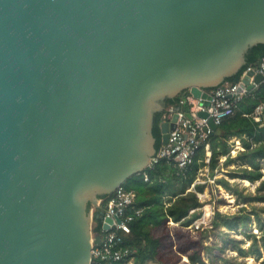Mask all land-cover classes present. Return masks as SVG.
Listing matches in <instances>:
<instances>
[{
  "label": "water",
  "instance_id": "water-1",
  "mask_svg": "<svg viewBox=\"0 0 264 264\" xmlns=\"http://www.w3.org/2000/svg\"><path fill=\"white\" fill-rule=\"evenodd\" d=\"M258 45L264 0H0V264H90L87 207L149 167L156 115Z\"/></svg>",
  "mask_w": 264,
  "mask_h": 264
},
{
  "label": "trees",
  "instance_id": "trees-1",
  "mask_svg": "<svg viewBox=\"0 0 264 264\" xmlns=\"http://www.w3.org/2000/svg\"><path fill=\"white\" fill-rule=\"evenodd\" d=\"M262 58L264 45L254 46L246 56V65L235 76L226 80V83H237L243 71L248 67L258 68ZM184 94L187 92L168 100L165 108L177 105ZM259 106H264V82L238 102L233 114L218 125L220 133L209 136L206 143L196 150L193 162L184 172H180L172 161L161 160L122 184L126 191L135 194L134 206L141 209L142 213L129 224L130 233L121 235L125 247L133 253L117 264H175L174 258L179 259L178 254L186 255V264H205L200 255L201 250L212 261L219 259L228 248L235 250L240 257L252 255L261 259V249L264 250V218L260 214H264V207L251 206L264 204V120L263 117L260 121L253 118V113ZM163 114L164 112L156 115L152 130L156 150L161 146L159 124ZM234 141L239 142L240 148L236 149ZM206 145L209 157L206 155ZM233 152L235 155H232ZM230 166L234 168L229 169ZM227 167L228 171L224 176L230 180L257 184L253 194L245 193V188H240L236 183L231 184L223 177L215 181L224 190L235 195L242 204L251 206V211H246L245 207L234 215L215 211L209 224L210 229L204 230L201 236L206 238L207 233H214L222 227L228 231H236L238 228L247 231L254 218L261 232V247L258 246L259 239L255 234L246 235L251 240L247 248H242L241 241L229 237L227 232L217 235L221 239L220 246L213 243L210 247H202L197 239L188 235L186 228L201 217L203 206L197 198V193H202L205 187V184H196L199 173L202 169H207L208 177L212 180L217 170ZM90 209L89 204L87 210ZM101 215V209L94 210L95 232L99 231ZM169 222L176 224L178 228H168ZM224 261L231 263V260ZM261 264H264V257Z\"/></svg>",
  "mask_w": 264,
  "mask_h": 264
},
{
  "label": "built area",
  "instance_id": "built-area-1",
  "mask_svg": "<svg viewBox=\"0 0 264 264\" xmlns=\"http://www.w3.org/2000/svg\"><path fill=\"white\" fill-rule=\"evenodd\" d=\"M252 70L254 75H261L264 82V58L261 59L258 68L248 67L241 74L235 84L224 83L208 92V106L203 107L201 99H194L188 93L179 100L177 105L170 106L163 114L159 124H174V130L168 133L166 145L158 148L155 158H151L148 168L158 164L161 160L172 161L180 172H184L193 162L196 150L208 140L211 129L207 120L212 119L218 126L223 120L231 116L240 100L247 97L249 93L257 88L258 84L253 82V77L249 79L250 90L238 91L239 84L248 71ZM199 112H205L207 119L198 116ZM190 116V117H188ZM175 117V120L173 118ZM264 120V106H259L253 113L256 121ZM208 152V146L206 145ZM135 194L126 191L122 186L118 187L111 196L105 197L101 202L93 206L90 214L96 209L102 210L99 231H93L92 236H100L97 245L92 244L90 264H117L129 257L133 251L125 247L121 235L130 233L129 224L134 217L141 215L142 210L134 206ZM201 218V217H200ZM199 218V219H200ZM196 220L190 227L198 230L206 225V220L202 217ZM109 220V222H106ZM106 224L108 229H103Z\"/></svg>",
  "mask_w": 264,
  "mask_h": 264
},
{
  "label": "rangeland",
  "instance_id": "rangeland-1",
  "mask_svg": "<svg viewBox=\"0 0 264 264\" xmlns=\"http://www.w3.org/2000/svg\"><path fill=\"white\" fill-rule=\"evenodd\" d=\"M238 143L237 141H234V145L236 146V149L240 148ZM232 155H235V152H233ZM231 168H234V166L229 167V169ZM226 169H228V167L220 168L219 170H217L212 180L211 178L208 177L207 169H202L201 172L199 173L196 179V184H205V187L202 193H197V198L199 202L203 204L201 208V218L203 217L207 223L205 226L199 227L198 230H195L194 227L186 228L188 235L189 237L197 239V241L202 247H206V246L210 247L213 243H216L220 246L221 239L217 235H220L221 232H227L229 233V237L241 241L240 246L242 248H247L250 246L251 240L248 239L246 235L255 234L256 238L259 239L258 246L261 247V241H260L261 232L258 230L254 218L251 219L247 231H242V228H238L236 231H228L227 229L222 227L216 230L214 233L212 232L207 233L208 237L206 238L201 236L204 230L210 229L209 224L215 211H218L224 215H234L237 214L240 208L242 207H245L246 211H251L252 205L264 207V204H251V206L247 204H242L241 201L237 199L235 195L231 194L230 192H227L222 187L217 185L215 181L223 177L226 180H228L231 184L236 183L239 185L240 188H245V193L255 194V188L257 184H250L248 182H242L238 180H230L229 178L224 176V173L228 171ZM221 200H223L224 202H221ZM260 216L264 218V214L261 213ZM167 226L168 228L171 229L178 228L176 224H173L171 222H169ZM261 252H262L261 259L260 258L257 259L252 255L247 257H240L237 255V252L235 250H232L231 248L226 249L224 253L221 254L219 259L217 260L211 261L210 256L208 254H204V250H201L200 255L202 261L205 264H261V260L264 257V250L261 249ZM178 255H179V259L174 258L176 261L175 264H186L187 263L186 255L183 254H178ZM224 259L231 260V263L225 262ZM146 264H158V263L147 262Z\"/></svg>",
  "mask_w": 264,
  "mask_h": 264
},
{
  "label": "crops",
  "instance_id": "crops-1",
  "mask_svg": "<svg viewBox=\"0 0 264 264\" xmlns=\"http://www.w3.org/2000/svg\"><path fill=\"white\" fill-rule=\"evenodd\" d=\"M237 143H238V142H237ZM238 144H239V143H238ZM206 155H207V157H209L210 153L207 152ZM221 161H222V160H221Z\"/></svg>",
  "mask_w": 264,
  "mask_h": 264
},
{
  "label": "bare ground",
  "instance_id": "bare-ground-1",
  "mask_svg": "<svg viewBox=\"0 0 264 264\" xmlns=\"http://www.w3.org/2000/svg\"><path fill=\"white\" fill-rule=\"evenodd\" d=\"M246 182V181H245Z\"/></svg>",
  "mask_w": 264,
  "mask_h": 264
}]
</instances>
